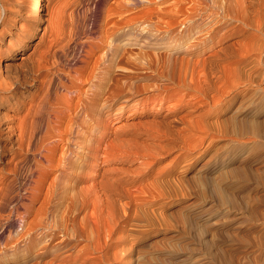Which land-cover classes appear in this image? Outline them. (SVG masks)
I'll use <instances>...</instances> for the list:
<instances>
[{"label":"rangeland","instance_id":"obj_1","mask_svg":"<svg viewBox=\"0 0 264 264\" xmlns=\"http://www.w3.org/2000/svg\"><path fill=\"white\" fill-rule=\"evenodd\" d=\"M43 1L41 33L35 39V36H30L32 39L27 43L38 42L46 27L50 29L46 35L48 43L57 37V33L63 34L72 46L94 35L96 40L88 60L90 70L96 66L99 72L111 69L112 76L116 78L128 75V81L135 85L137 94L131 96L129 91L126 96L133 97L134 101L141 96L151 97L152 101L148 105L123 109L120 103L113 115L106 114L107 124L99 126L89 143L92 147L106 141L103 146L106 154L101 162H106L104 165L109 172L113 169L128 171L132 179L128 188L133 197L123 200L122 204H109L104 200L82 202L71 209L67 204L61 205V216L70 225L68 236L53 228L41 231L40 237L41 242L45 237H55L50 248L65 239L66 242L60 245L59 256L52 253L37 259L23 253L13 256L9 252L0 257V264H264V0L246 3L253 26L240 22L221 23L224 25L218 31L223 36L218 31L213 34L217 35L214 46L211 39L206 40V43L210 42L207 51L199 53L195 50L192 54L178 53L165 46V43L178 39L183 25L184 16L173 17L171 11H175L177 6L187 9L190 6L188 0H143L144 3L125 9L122 6L131 0ZM237 3L234 1L233 5L237 7ZM50 10L54 11L52 16ZM213 10L223 13V10ZM117 12L124 14L120 18ZM238 14H241L240 9ZM172 19L180 20L172 25ZM116 22L120 24L118 27L114 26ZM147 23L156 28L155 41L138 36L140 26ZM175 29L178 32L175 33ZM132 32L135 34L131 38L136 40H130L131 45L124 48L121 43ZM102 33L106 38L97 40ZM255 42V50L262 49V54L249 48ZM142 43L145 45L141 46ZM226 46L237 51L239 60L236 66L239 67L242 83L224 103L196 115H187L189 108L180 106L176 101L163 107L159 106L160 101L154 104L163 97L162 92L173 94L184 83L190 82L193 73L187 68L188 62L202 65L205 59L217 53L214 50ZM28 50L27 53L32 52L31 48ZM122 54L125 57L123 62L113 64L112 60L117 61L114 56ZM72 58L70 53L69 59ZM67 62L64 61L65 67H69ZM10 63L20 66L21 55ZM200 72L201 69L198 76ZM165 85L168 92L156 90ZM237 94L240 97L235 98ZM15 114L9 113V118ZM27 115L25 109L16 115L18 119L14 126L19 125ZM177 116L184 121L174 125L175 136L154 125L155 121H162L165 117ZM65 138L68 139L64 136L62 141L51 140L58 147L56 161L60 158L61 149L68 146ZM154 140L156 143H153ZM157 142L160 146L153 147L151 143ZM194 143H198L197 148H194ZM40 158L38 148L33 150L27 146L19 152L15 166L10 167L14 169L18 164L17 171L0 175L3 182L15 183L14 195L18 202L27 195L29 179ZM58 174L57 171L49 174L45 192ZM40 204L35 207H40ZM59 207L55 205L54 210ZM1 213L0 231L6 228L3 241L8 239L11 231L22 241L26 227L24 216L17 213V203H8ZM35 217L33 213L29 221ZM43 245L46 244L38 246L34 253H39Z\"/></svg>","mask_w":264,"mask_h":264},{"label":"bare ground","instance_id":"obj_2","mask_svg":"<svg viewBox=\"0 0 264 264\" xmlns=\"http://www.w3.org/2000/svg\"><path fill=\"white\" fill-rule=\"evenodd\" d=\"M188 1L190 6L187 9L177 6L176 10L174 9L175 11H171L173 17L184 16V19L181 21L183 25L179 29L178 39L165 43V46H169L178 53L192 54L195 50H198L199 53L206 52L210 46V42L206 43V40L211 39L214 46V40L217 35L213 36V34L218 31L222 25L221 23L233 24L234 22H240L250 27L254 25L249 7L247 8L246 6V3L250 2V0ZM234 1L238 2L237 7L233 5ZM43 2V0H0V175L12 174L17 171L18 164H16L14 169L10 167L15 166V160L19 152L24 151L27 146L33 150L38 148L41 157L38 167L32 171L31 178L29 179L30 189L21 201L18 202L17 196L14 195L15 183L8 182L7 184L0 179V201L3 203L0 205V213L3 212L5 205L8 203H17V213L24 216L23 222L26 227L25 234L21 237L23 238L22 241L14 236L13 231H9V237L4 242L6 228L1 229L0 257L9 252L13 256L23 253L37 259L42 258L45 254L52 253L59 256L58 253L62 250L59 249L60 245L65 239H62L60 242L58 241L57 245L50 248L55 237L52 235V237H48L47 239L45 237L43 239L44 242H41L40 237L42 235L41 231L53 228L67 235L70 225L61 216V205L67 204L71 209L82 202L93 201L98 203L106 200L109 204L113 202L121 203L129 197H133L128 188L132 180L128 175V171L113 169V172H109L107 167H105L106 162H104L105 165L101 162L102 158H104L103 156L106 154V148H103L106 145V141H102V143H98L92 147H89V143L92 141L96 131H98L99 126L107 124L106 114L110 113L111 115L112 113L113 115V112L120 103L123 104L120 107L123 109L127 106L135 108L141 105H148L152 101L151 97L141 96L138 100L134 101L133 97L126 96L129 91L132 92L131 96L137 94L135 85L128 81L130 79L128 75H124L123 78H116L112 76L111 69L99 72L96 66L90 70L88 60L90 58V49H92L94 40H96L94 35H90L87 37V40L84 39L86 41L72 46L63 34L57 33V37L48 43L46 35L50 29L46 27L38 42L27 43V40L32 39L31 37L35 36V39L41 33L44 21L42 11L45 6ZM144 2L143 0H131L128 1L129 4L122 6V9ZM238 8L241 14L237 15ZM213 9L223 10V13H218ZM50 12V16H52L54 11L50 10ZM166 12L168 13V10ZM117 14L121 18L124 12H117ZM128 15L130 17L131 14L128 13ZM21 21H24V23L21 24ZM177 21H173L172 19L171 24L176 25L178 24ZM119 25L116 22L114 26L118 27ZM153 28L149 23L140 26L139 32L137 31L138 36H146L147 41H155L154 33L156 28ZM176 30L175 33L178 32ZM219 31L218 34H220ZM134 34L133 32L130 33V37L121 43V46L124 48L130 46V40H136L131 38ZM105 38L106 35L102 33L99 38L97 37V40L103 41ZM113 44L115 43L113 42ZM255 44L257 43H253L249 48L257 52ZM144 45L145 43H142L141 46ZM246 45L249 44L246 43ZM28 48H31L32 52L27 53L29 51ZM214 51H217V53L205 59L202 65L198 62H188L187 68L192 70L193 73L190 82L184 83L181 89H178L179 91L176 92L174 91L175 93L173 94L162 92L161 94H164L163 97L155 99L154 104L160 101L159 106L163 107L169 102H174L175 104L176 101L180 106L189 108L188 111L183 109L187 111V115H196L198 112L201 113L205 109L209 110L224 103L227 97L235 92V88L242 83L239 67L236 66L239 58L234 47L226 46ZM114 52L115 54L119 53L117 51ZM262 52L263 50L259 49L258 54H262ZM70 53H72V59H69ZM20 55L22 58L20 66L10 63V60H14ZM148 55L150 54L148 53ZM114 58L117 61L112 60L113 64H115L114 62H123L125 57L122 54L119 57L115 55ZM64 61H68L69 67L64 66ZM199 69H201L200 76L197 75ZM52 71L55 73H51ZM149 73L151 74V72ZM250 73L253 72L250 70ZM171 74L172 72H170ZM161 75H163V72ZM86 86H88L87 89H85ZM166 86L162 88L157 87L156 90L168 92V89L165 88ZM234 97L238 98L240 94ZM24 109L27 110L28 115L20 121L19 125L14 126V123L18 119L16 115L21 114ZM11 112H16L15 115L10 116L12 119L9 118V113ZM132 114L129 116H132ZM177 118L178 116L176 118L165 117L162 121H155L154 125L165 129L170 136H175L177 132L174 134V125L177 122L184 121V119ZM65 120L67 123H65ZM189 126L192 128L193 124ZM205 129L208 130L207 127ZM181 135L183 136V134ZM64 136L68 137V139L65 138L68 146L63 150L61 149L60 158L56 161L55 155L57 154L58 147L51 140L62 141L64 140ZM154 141L153 143H156ZM153 143H151L153 147L160 146L158 142V144ZM196 145L194 148L198 147ZM162 147H169V145ZM56 171L59 174L45 192L47 177ZM38 203H41V206L36 208L35 205ZM55 205H59L60 207L54 210ZM33 213H35L36 217L34 220L29 221ZM135 216L137 215L135 214ZM107 232L110 233L109 231ZM42 244L46 245H43L40 250L41 252L34 253L38 246ZM2 245L4 246L3 249L1 248Z\"/></svg>","mask_w":264,"mask_h":264}]
</instances>
